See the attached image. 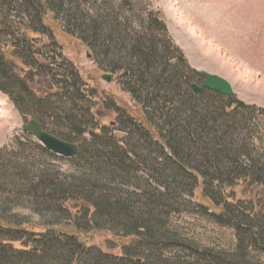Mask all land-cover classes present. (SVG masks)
Segmentation results:
<instances>
[{
	"label": "trees",
	"instance_id": "obj_1",
	"mask_svg": "<svg viewBox=\"0 0 264 264\" xmlns=\"http://www.w3.org/2000/svg\"><path fill=\"white\" fill-rule=\"evenodd\" d=\"M69 4L0 0V91L26 121L35 119L47 132L77 144L81 164L77 174L64 178L43 163L29 170L35 158L24 152L26 147L48 152L29 133L28 144L19 142L20 152L9 144L0 149V264H262L251 255H264V197L237 200L226 191L241 185L264 190V146L254 142V153L244 137L250 115L256 109L264 115V107L230 102L209 89L196 93L192 85L203 76L174 48L166 24L153 11L140 24L112 6L95 13ZM48 12L65 32L79 37L103 70L117 75L141 115L89 88L78 69L58 63L46 45L38 44L50 39ZM22 31L25 41L34 42L31 53H19L15 36ZM52 45L59 47L55 40ZM100 105L116 113L114 130L101 127ZM116 129L125 135L116 137ZM200 178L203 196L221 209L213 214L217 221L236 229L234 253L201 251L169 228L173 212L204 209L207 215L206 206L195 200ZM14 198L39 215L68 210L71 203L83 210L75 219L83 232L132 240L122 246V255H114L54 224L35 231L41 222L14 212ZM31 200L36 206L28 204Z\"/></svg>",
	"mask_w": 264,
	"mask_h": 264
},
{
	"label": "rangeland",
	"instance_id": "obj_2",
	"mask_svg": "<svg viewBox=\"0 0 264 264\" xmlns=\"http://www.w3.org/2000/svg\"><path fill=\"white\" fill-rule=\"evenodd\" d=\"M53 1L56 3L58 0ZM66 2L68 5L73 2L75 7H89L95 13L101 7L106 10V5L112 6L119 13H131L128 16L132 19L137 18L140 24H143V19L153 11L159 15L160 22L166 24L174 48L183 51L191 67L197 71L219 75L232 85L234 95L225 96V99L228 98L230 102L235 99L240 100L256 108L264 107V0H66ZM45 23L51 30L46 34L50 39L44 42L38 40V44L46 45L49 55H55L58 63L65 62L78 69L88 82L89 88H98L100 93L114 98L119 104L118 107L127 109L135 116L141 115L140 106L116 82L117 75L103 70L79 37L65 32L61 22L56 21L50 12L46 14ZM0 28L4 27L0 24ZM24 38L23 31L15 36L22 48L19 53H31L34 42L30 43ZM8 39L11 37L2 40ZM54 40L59 47L48 46L49 43H54ZM13 60L17 65H22L17 58ZM52 67L54 68V65ZM27 69L29 68L25 70ZM106 75H111V78H107ZM42 76L47 78L48 75ZM55 76L56 79L61 77L60 74ZM205 79L206 77L203 76L199 84L202 85ZM97 110H100L101 127L111 126L114 130L117 126H115L116 113L101 108V105ZM250 116L249 130L244 132V137L247 142L250 141L249 150L255 153L258 152V148L254 142H262L264 146V115L256 109ZM28 121L20 115L10 96L0 91V149L9 144L13 152H20L19 142L28 144L29 137L26 133L29 132L23 129V124ZM62 128L65 129V127L60 129ZM117 131V129L114 131L116 137L121 138L125 135L124 132ZM86 137L89 139L88 135ZM32 138L48 152L36 147H26L24 152L35 158L29 170L34 171L43 163L50 173L64 178L77 174L78 169H81L80 160L76 155L67 157L57 154L33 135ZM15 139H18L16 145L13 143ZM201 180L200 178V184L195 190V200L206 206L207 215H204V209L196 212H173L169 218V228L178 239L194 245L201 251L234 253L237 248L236 229L217 221L213 214L220 212L221 209L203 196ZM211 191L220 197L221 192L218 188L214 187ZM232 192L237 200L258 202L261 196L264 197V190L261 187L245 190L241 185L233 190L227 189L226 194L230 193L232 196ZM21 198L27 197L23 195ZM13 200L14 202L11 203L17 206L14 212L18 211L31 222H41V226H37L35 231L43 232L45 227L54 224L59 229L75 233L87 245L98 246L104 252L114 255H122V246L132 240V238L118 239L106 231L83 232L82 230L86 229L82 228L81 224L76 225L75 221L76 218L83 216V210L75 208L71 203L68 204L69 211L66 208L65 211L57 210L56 214L45 212L39 215L30 209L29 205L20 204L15 198ZM28 204L36 206L32 200ZM14 246L20 248V243H14ZM251 258L257 263L264 264V255L259 252H253Z\"/></svg>",
	"mask_w": 264,
	"mask_h": 264
},
{
	"label": "water",
	"instance_id": "obj_3",
	"mask_svg": "<svg viewBox=\"0 0 264 264\" xmlns=\"http://www.w3.org/2000/svg\"><path fill=\"white\" fill-rule=\"evenodd\" d=\"M203 76H206V79L202 85L193 84V90L200 94L203 89H209L216 91L224 96L234 95V89L232 85L223 77L210 74L205 71H201ZM107 78H111V75H106ZM23 129L26 132L31 133L36 139L43 143L51 151L67 156L72 157L78 153V145L75 143H70L64 141L51 133L43 129L42 125L35 119L30 120L29 122L23 124Z\"/></svg>",
	"mask_w": 264,
	"mask_h": 264
}]
</instances>
